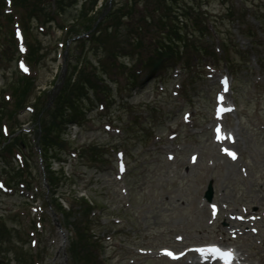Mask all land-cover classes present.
<instances>
[{"label": "rangeland", "instance_id": "rangeland-1", "mask_svg": "<svg viewBox=\"0 0 264 264\" xmlns=\"http://www.w3.org/2000/svg\"><path fill=\"white\" fill-rule=\"evenodd\" d=\"M4 1L0 11L2 104L1 98L9 100L7 95L12 94L21 63L28 65L26 74L35 78L27 103L35 106L39 95L47 94L50 100L58 94L68 63L77 62L83 49L103 75L105 66L99 59L106 64L108 48L118 45L121 52V41L131 48L136 35L143 37V44L156 36L126 18L120 31L125 35L118 42L113 36L95 42L93 49L88 48L90 43L83 48L76 41L78 36L70 37L55 21L43 20L59 7L66 23L74 22L77 28L80 20L74 18L88 1L62 0L57 5L58 0H43L42 19L33 17L29 25L40 57L31 65L25 40L21 38L23 51L15 52L6 43L10 26L2 11L7 13L8 8L9 14H15L20 35L22 14ZM197 1L205 3L203 12L217 24L216 38H199L200 45L211 46L203 51L201 61L180 57L177 63L163 64L151 77L142 73L141 86L123 93L116 88L111 100H96L91 91L92 98L85 101L86 120L67 121L62 127V139L70 143L71 151L51 146L48 162L43 160L37 149L36 131L41 133V125L36 113L24 107L11 120L17 132L21 123L27 127V144L15 147L7 160L0 154V264H86L81 260L84 256L94 260L89 264H191L195 255L173 260L162 251L171 248L178 253L211 242L234 245L246 264H264V219L250 228L241 223L247 219L246 210L264 213V25L258 19L264 14V0ZM112 2L100 0L89 16L102 18ZM143 11L137 9L133 20ZM222 46L225 51H214ZM225 78L227 91L222 83ZM224 100L234 102L232 111L219 112ZM6 110L0 108V113ZM223 131L237 139L224 140ZM85 149L90 154L98 149L102 158L86 162ZM228 149L239 156L232 160L222 153ZM123 159L125 172L120 171ZM228 160L239 162L233 171L228 169ZM48 163L66 173L54 187L48 185ZM24 180L31 184H23ZM209 184L214 191L212 202L205 198ZM73 194L87 196L96 215L89 211L88 215L76 202L73 208L69 198ZM57 200L71 212L73 224L88 221V229L79 227L89 238L93 234L92 242H72L76 234L64 226Z\"/></svg>", "mask_w": 264, "mask_h": 264}, {"label": "trees", "instance_id": "trees-1", "mask_svg": "<svg viewBox=\"0 0 264 264\" xmlns=\"http://www.w3.org/2000/svg\"><path fill=\"white\" fill-rule=\"evenodd\" d=\"M86 1H88V3L83 2L81 6L82 14L74 18H79L80 20L77 28L74 22L66 23L63 19L65 16L59 12L61 11L59 7L58 11H55L53 16L43 21L50 19L55 21L58 27L64 30L68 36H70L69 33L72 34L70 37L79 36L82 33L86 34L76 40L78 41V45L83 46V48H86L88 43H90L88 48L93 49L92 46H94L95 42L100 43L104 38L111 37L112 39L113 36L118 42L119 37L125 35L120 31L125 24L124 19L126 18L129 23L134 22L138 29L153 31V34L156 36L149 39L148 44H146V42L143 44V40L141 39L143 37L136 35V38L133 40L136 45L134 44L133 46L135 48H142L139 51L133 48L132 45L131 48L124 47V41L119 42L121 43V52L124 49L122 55L120 54L121 52L118 51V45L114 48H108L106 64L102 58L99 59V62H102L105 66V68L103 67L102 69L103 75L105 76L100 73L98 65L93 64L88 57V53H84L85 49H83L78 55L77 62L68 63L67 75L64 78V83L58 94L50 100H48L47 94L37 97L36 105H31V107L33 112L36 113V117L40 119L41 133L39 129L36 131L38 137L37 144L41 148L43 160L47 162L51 146L55 147L58 145L60 150L71 151L70 143L62 139V127L67 124V121L82 123L86 120L85 101L92 98L90 95L91 91L95 94L96 100H111L112 95H114L113 91L116 88L118 93H123L124 91H129V88L132 86H141L142 73L151 77L160 70L163 64L167 65V63L171 62L177 63V61L181 60L180 57H185L188 61L197 60V63H199L202 54L208 52V49L211 48L209 44H205V46L200 45L199 38L209 36L213 40L217 36L215 35L214 37L217 24L211 19V16L207 17V13L203 12L202 7L205 3H200L197 0L194 2H191V0H185L184 2H182V0H127L125 4L122 2H114L113 0V2L110 3V10L100 19L96 15L89 16L90 10H95L94 8H97L100 0ZM60 2H62V0L56 1L57 5H59L58 3ZM142 2H144L145 6L141 5ZM43 4H46V1L12 0V5L22 14L20 23H22L21 28L24 32L26 45L29 49L26 57L31 65H36L40 57L38 53L39 49L34 45L29 34V25L33 17L39 18V20L42 19L46 11V7L43 6ZM57 5H55V7ZM4 6L5 1L1 0L0 11ZM141 6L142 8H140ZM263 8L264 6L262 9ZM137 9H144V11L141 17L136 21L133 20L134 18L132 16L136 13ZM96 11L100 12V9ZM2 13L4 14L3 19H8L10 26L8 31L5 32L7 33L5 36L6 43L8 46L13 47L16 52L18 51V40L15 29L12 28L13 22L14 25L16 24V20L13 18L15 14H9V12L5 13L3 11ZM254 17L256 16L254 15ZM258 19L260 23L264 25V14L258 15ZM145 23H147L146 28H144ZM190 27L193 28L191 31L188 30ZM6 28L7 26H5V29ZM196 29L199 30V34H196ZM184 30L186 32H184ZM158 33L162 36H158ZM127 35H129V33H127ZM108 42L109 40H107V43ZM224 49L225 47L222 46L221 50ZM214 51L216 53L220 52L216 49H214ZM16 76V81H14L11 86L12 94L7 95L9 100H12L9 101L3 97L1 98L3 104L0 103V108L8 110L0 113V124L2 125V129L0 130V145H4V147L0 149V154L4 155L5 160H7L8 157L10 158L8 154H12V150L15 147H21L27 144L25 140L27 134L21 129L23 123L20 124V128L17 132L16 128L11 124V120H15L17 113L24 107L27 108L30 105L27 103L35 89V78L32 75H27L19 71ZM122 98H124V96H122ZM52 101L53 103L51 104ZM3 120H7L8 125L4 123ZM5 128H7L8 133L4 131ZM90 153L85 149L82 154V156L86 158L85 161L88 163L98 161L102 158V152L98 149L97 152ZM57 154L59 155L60 153L57 152ZM78 156H80V153ZM46 169L48 185H51V187H54L57 182L63 177H66L64 170H60V172L55 171L51 168L49 163L46 165ZM24 182L27 183V185L31 184L26 180H24ZM69 198L72 199V206L75 205L76 202V205L82 207L86 213L89 211L92 215H96L91 200H89L87 196L73 194L69 196ZM56 207L64 215V226L70 228L71 231L74 230L76 234L72 242H92L93 234H91L89 238V235L87 236L86 232L81 231L82 229L79 227L81 224L88 229L86 226L88 221H81L80 224H73L70 221L72 216L71 212L67 211L60 200H57ZM82 250L84 251V247ZM89 254H91V252L87 255ZM90 257L84 256L81 260H85L86 264H89L92 260Z\"/></svg>", "mask_w": 264, "mask_h": 264}, {"label": "bare ground", "instance_id": "bare-ground-1", "mask_svg": "<svg viewBox=\"0 0 264 264\" xmlns=\"http://www.w3.org/2000/svg\"><path fill=\"white\" fill-rule=\"evenodd\" d=\"M223 102H225V103H222L221 104V106H220V108H219V111H220V109L221 108H225L226 109V107H228L229 106V103L227 102V101H223ZM230 106H232V105H230ZM228 134H231V138H228ZM222 138L223 139H226V140H232V141H235L237 138L231 133V132H222ZM228 152H229V150H226V151H223L222 153H226V154H228ZM231 152V151H230ZM232 152H235L236 154H238L237 153V151H235L234 149H232ZM239 156V155H238ZM232 159V158H231ZM233 160V159H232ZM238 161H235V162H232L231 160H228V162H227V166H228V169L229 170H234L235 168H236V166L238 165ZM259 208V207H258ZM243 216H245L247 219H245V218H242L241 220H242V222L241 223H243V224H245V225H247V228H250L249 226H250V224L251 223H253V224H255L256 223V221L257 220H259L260 218L261 219H264V213L263 212H261V210L260 209H257V210H254V211H252V210H250V211H245V213H243ZM260 219V220H261ZM236 221L238 222V219H237V217H236ZM235 232H237L236 230L234 231V233ZM220 250V252H218V253H221L222 255L224 254V253H227V252H229L230 250L228 249V248H224V249H219ZM214 253V252H213ZM214 255V254H213ZM215 256V255H214ZM219 257H221V256H219ZM242 256L240 255V254H238V259H240ZM210 259V258H209ZM208 259V260H209ZM220 259V258H219ZM234 259V260H233ZM236 260V258H232L231 260H229L230 262H233V261H235Z\"/></svg>", "mask_w": 264, "mask_h": 264}, {"label": "snow or ice", "instance_id": "snow-or-ice-1", "mask_svg": "<svg viewBox=\"0 0 264 264\" xmlns=\"http://www.w3.org/2000/svg\"><path fill=\"white\" fill-rule=\"evenodd\" d=\"M17 35H18V36L20 35L19 31L17 32ZM21 50L23 51V48H21ZM21 68H22L24 71H28V69L24 66L23 63H21ZM223 83H224V85H225V89H224V90L227 91V83H228L227 78H225V80L223 81ZM220 99L222 100L223 97H220ZM230 110H231V109H225V108H221V109H220L221 112H224V111H230ZM186 119H187V117H186ZM217 132H218V133L220 132V129H219V128L217 129ZM218 138H219V136H218ZM228 138H231V134H228ZM228 155H229L233 160H235V159L237 158V155H236L235 152H230V151H229V152H228ZM121 168H122V166H121ZM122 170H123V168H122ZM212 207H213V215H215V214H216V206L213 205ZM201 251H203V250H201ZM209 251L220 252V250H219L218 248H215V247L209 249ZM165 254H166V255L173 256V257L175 258V254H174V253H171V252H168L167 250H165ZM223 255H225V256H227V257H229V258H234V254H233L231 251H229V252H227V253H224Z\"/></svg>", "mask_w": 264, "mask_h": 264}, {"label": "water", "instance_id": "water-1", "mask_svg": "<svg viewBox=\"0 0 264 264\" xmlns=\"http://www.w3.org/2000/svg\"><path fill=\"white\" fill-rule=\"evenodd\" d=\"M213 193H214L213 186L212 184H209L208 190L206 191V194H205V197L207 198L209 202L213 200Z\"/></svg>", "mask_w": 264, "mask_h": 264}]
</instances>
